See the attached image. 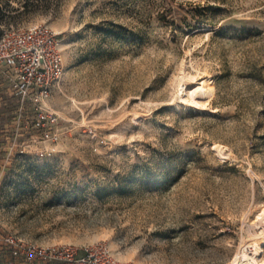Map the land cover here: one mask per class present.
Instances as JSON below:
<instances>
[{
	"label": "rangeland",
	"instance_id": "rangeland-1",
	"mask_svg": "<svg viewBox=\"0 0 264 264\" xmlns=\"http://www.w3.org/2000/svg\"><path fill=\"white\" fill-rule=\"evenodd\" d=\"M10 24L64 72L41 117L0 71V264H264V0H0Z\"/></svg>",
	"mask_w": 264,
	"mask_h": 264
},
{
	"label": "built area",
	"instance_id": "built-area-1",
	"mask_svg": "<svg viewBox=\"0 0 264 264\" xmlns=\"http://www.w3.org/2000/svg\"><path fill=\"white\" fill-rule=\"evenodd\" d=\"M0 71L5 74L11 92L21 104L28 102L45 117L46 99L61 79L64 66L61 40L57 32L43 24L3 27L0 25ZM37 126L43 124L36 120ZM38 258L60 264H135L117 258L104 242L76 247L31 248ZM16 254V251H13Z\"/></svg>",
	"mask_w": 264,
	"mask_h": 264
},
{
	"label": "bare ground",
	"instance_id": "bare-ground-1",
	"mask_svg": "<svg viewBox=\"0 0 264 264\" xmlns=\"http://www.w3.org/2000/svg\"><path fill=\"white\" fill-rule=\"evenodd\" d=\"M206 88H207V84L205 80H202L200 83L196 85H192L190 87H188L185 82H179L180 93H183L186 89H188L193 94V92L198 89H206Z\"/></svg>",
	"mask_w": 264,
	"mask_h": 264
}]
</instances>
